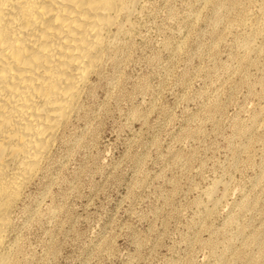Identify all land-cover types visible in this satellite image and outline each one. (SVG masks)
Wrapping results in <instances>:
<instances>
[{
  "label": "rangeland",
  "instance_id": "rangeland-1",
  "mask_svg": "<svg viewBox=\"0 0 264 264\" xmlns=\"http://www.w3.org/2000/svg\"><path fill=\"white\" fill-rule=\"evenodd\" d=\"M131 3L7 264H264V0Z\"/></svg>",
  "mask_w": 264,
  "mask_h": 264
},
{
  "label": "bare ground",
  "instance_id": "bare-ground-1",
  "mask_svg": "<svg viewBox=\"0 0 264 264\" xmlns=\"http://www.w3.org/2000/svg\"><path fill=\"white\" fill-rule=\"evenodd\" d=\"M131 2L0 0V264L9 260L11 209L77 109Z\"/></svg>",
  "mask_w": 264,
  "mask_h": 264
}]
</instances>
